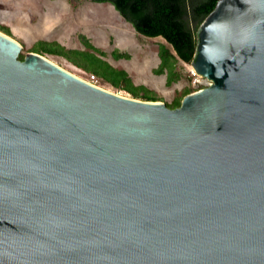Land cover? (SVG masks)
<instances>
[{
	"label": "water",
	"instance_id": "water-1",
	"mask_svg": "<svg viewBox=\"0 0 264 264\" xmlns=\"http://www.w3.org/2000/svg\"><path fill=\"white\" fill-rule=\"evenodd\" d=\"M0 31V264H264V0H218L180 105Z\"/></svg>",
	"mask_w": 264,
	"mask_h": 264
},
{
	"label": "rangeland",
	"instance_id": "rangeland-1",
	"mask_svg": "<svg viewBox=\"0 0 264 264\" xmlns=\"http://www.w3.org/2000/svg\"><path fill=\"white\" fill-rule=\"evenodd\" d=\"M18 1V0H16ZM40 3L28 7L25 14L18 11L15 0H0V26L6 27L10 35L23 47L21 56L32 50L38 41H54L66 49H84L78 39L86 36L93 45L106 53L105 59L116 69L124 70L135 86H143L152 92L160 102L171 104L182 96L185 89L191 93L210 84L197 75L190 64L179 62L180 78L167 87L166 75H157L159 65L157 50L165 44L162 38H147L135 32L132 25L108 2L89 0H30ZM45 3V4H44ZM192 26V25H191ZM127 54L128 59L115 60L113 50ZM70 73L86 80L87 75L66 59L55 55H42ZM101 88L131 97L124 91H117L105 83Z\"/></svg>",
	"mask_w": 264,
	"mask_h": 264
},
{
	"label": "trees",
	"instance_id": "trees-1",
	"mask_svg": "<svg viewBox=\"0 0 264 264\" xmlns=\"http://www.w3.org/2000/svg\"><path fill=\"white\" fill-rule=\"evenodd\" d=\"M108 2L130 23L139 35L147 38H162L165 44H159L157 55L159 65L154 70L157 75H166V85L177 82L180 73L179 62L191 64L194 61L199 25L214 9L218 0H89ZM192 25V26H191ZM0 31L10 35L6 27ZM84 49H66L59 43L38 41L32 50L40 55H55L69 61L87 76L93 74L101 83H105L117 91H124L131 97L158 101L157 97L143 86H135L124 70L114 68L106 59V53L93 45L84 35L78 36ZM111 56L115 60L128 59L129 56L113 50ZM23 59V56H19ZM191 93L185 89L182 96L175 98L169 108L180 105L184 96Z\"/></svg>",
	"mask_w": 264,
	"mask_h": 264
},
{
	"label": "crops",
	"instance_id": "crops-1",
	"mask_svg": "<svg viewBox=\"0 0 264 264\" xmlns=\"http://www.w3.org/2000/svg\"><path fill=\"white\" fill-rule=\"evenodd\" d=\"M15 2H16L15 5H16L18 11H22L21 13H23V14H25V10H27L28 7L37 6L38 8H42V5L40 3L30 2V0H18V1L15 0ZM45 3H46V0H45Z\"/></svg>",
	"mask_w": 264,
	"mask_h": 264
},
{
	"label": "built area",
	"instance_id": "built-area-1",
	"mask_svg": "<svg viewBox=\"0 0 264 264\" xmlns=\"http://www.w3.org/2000/svg\"><path fill=\"white\" fill-rule=\"evenodd\" d=\"M86 81H88L89 83L96 85V86L98 85V82H99L98 78L95 77L93 74H89L87 76Z\"/></svg>",
	"mask_w": 264,
	"mask_h": 264
}]
</instances>
